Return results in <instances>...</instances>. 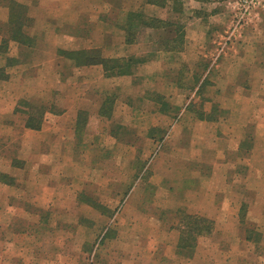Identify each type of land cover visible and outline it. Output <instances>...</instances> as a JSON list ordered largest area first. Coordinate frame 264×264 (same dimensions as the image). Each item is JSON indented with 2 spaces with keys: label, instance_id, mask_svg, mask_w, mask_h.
<instances>
[{
  "label": "crops",
  "instance_id": "0c3cea01",
  "mask_svg": "<svg viewBox=\"0 0 264 264\" xmlns=\"http://www.w3.org/2000/svg\"><path fill=\"white\" fill-rule=\"evenodd\" d=\"M100 1H107V7L112 9L116 0H0V69H5V74H0V176L6 175L9 181H0V192L19 191L22 184L28 185V181L20 179V173L25 178L34 174L50 175L56 170V162L72 158L71 155L76 153L79 114H89L87 126L95 118L104 120L100 111L110 98L113 104L109 108L114 114L118 95L112 88L127 87L137 93L146 89L147 81H156L152 86L156 94L139 95V99H143V105L155 106L157 116L164 112L175 114L178 109L176 98L185 94V90L196 87L195 82L201 79L207 82L199 92L204 105L194 125L210 130L225 129L219 135L224 136L226 148L218 154V164H208L212 174L207 171L205 177L193 178V192L198 193L199 198L196 208L189 210L188 215L213 221L216 234L239 236L238 230L234 232L236 229L231 226L237 228L239 220L246 222L242 219L244 194L256 193L264 199V31L256 27L255 31L249 30L254 32L252 36L246 32L243 41L234 44L220 57L219 64L212 67L209 61L212 38L225 30L230 17L224 3L216 0H120L124 7L119 12L122 16L114 14L117 20H108L102 28L101 39H98L99 17L93 15L98 6L93 2ZM162 1H166V5L157 4ZM180 4L183 8H176ZM19 6L24 12L19 13ZM14 9L18 10L13 13ZM136 10L165 20L185 16L184 49L181 52L159 50L157 40L163 31L156 29H142L135 43H127L126 17ZM16 28L23 36L13 30ZM148 34L152 37L148 38ZM13 45L17 51L9 55L8 50ZM92 49H102L108 58H133L138 63L130 74L112 77L101 64L79 66L66 55ZM9 58L15 63L7 67ZM215 75L225 86H219L213 93L209 88L214 86L209 80ZM28 85L34 89L38 86L41 103L34 101L35 95ZM159 96L165 99L159 101ZM216 101L220 106L212 105ZM164 102L168 105L166 111L162 108ZM206 103L212 106L207 108ZM31 105L44 109L39 129L27 125ZM126 106L136 107L131 99L127 100ZM214 106L228 114L230 120L214 118ZM187 110L196 116L190 107ZM242 114H248V117L245 116V120L235 117ZM154 127L160 126L155 124ZM251 130H254L252 134L249 133ZM201 135L202 140L207 136L206 133ZM4 143L22 150L20 155L17 154L19 148L14 151L16 153H11L5 169ZM218 171L220 188L211 190L207 185L213 183ZM178 244V241L174 242L172 251L179 258L186 257L179 254ZM13 253L9 249H0V264H6L4 260L11 261Z\"/></svg>",
  "mask_w": 264,
  "mask_h": 264
},
{
  "label": "rangeland",
  "instance_id": "374dc122",
  "mask_svg": "<svg viewBox=\"0 0 264 264\" xmlns=\"http://www.w3.org/2000/svg\"><path fill=\"white\" fill-rule=\"evenodd\" d=\"M216 1L224 3L230 17L225 30L212 38L209 51L212 67L219 64L220 57L234 44L243 41L246 32L252 36L254 32L249 30L255 31L256 27L264 31V0H258L256 8L238 31L234 30L236 15L243 1ZM121 3L116 0L114 8L110 9L107 1L93 2L98 6L97 12L93 13L99 17L98 39H101L107 21L117 20L114 14L122 12ZM157 4L166 5V1ZM176 8L182 9V4ZM120 14L118 16H122ZM127 19L128 15L126 22ZM169 20L184 24L186 36L185 16ZM156 30L163 31L158 40L174 38V27ZM92 50L113 59L105 57L102 49ZM16 51L13 45L8 53L15 54ZM38 52L37 49V55ZM218 78L215 75L209 80L214 87L208 88L213 93L219 86H225ZM155 83L154 80L147 81L146 89L137 93L127 87L112 88L118 95L114 114L107 108V115H100L104 120L95 118L80 134L77 133L76 153L71 155L72 158L56 162V170L50 175L34 174L25 178L20 173V179L28 181V185L22 184L19 191L0 192V249L14 252L11 261L4 260L3 263L264 264V199L256 193L246 192L243 196L242 219L246 222L239 220L237 228L231 226L236 229L234 232L238 230L239 236L216 234L214 225L212 234L199 238L192 257L179 258L172 251L174 242L180 239L182 214L196 208L199 198L198 193L193 192V178L205 177L207 171L212 174L208 164H218L217 156L226 148L225 138L219 133L226 130L194 125L204 105L199 92L207 82L199 79L195 82L196 87L185 90V94L176 98L178 109L175 114L164 112L157 116L155 106L143 105V99H139V95L154 96L156 91L152 86ZM27 88L35 95V102L43 101L37 95L38 86L34 89L28 85ZM130 99L136 107L126 106ZM164 99L159 96V101ZM212 105L220 106V103L216 101ZM212 105L206 103L207 108ZM162 108L167 110L166 102L162 103ZM213 109L214 118L230 120L220 107ZM110 116L113 117L111 120L105 119ZM245 116L248 114L235 117L245 120ZM155 124L160 127H154ZM252 132L254 130L249 131ZM203 133L207 136L202 140L199 137ZM18 148L4 143V169L9 165L11 153L17 150V154H21L22 150ZM219 179L218 171L207 188L219 189ZM198 180L203 181V178Z\"/></svg>",
  "mask_w": 264,
  "mask_h": 264
},
{
  "label": "trees",
  "instance_id": "16d2710c",
  "mask_svg": "<svg viewBox=\"0 0 264 264\" xmlns=\"http://www.w3.org/2000/svg\"><path fill=\"white\" fill-rule=\"evenodd\" d=\"M151 1V0H150ZM154 1V0H152ZM203 2H208L210 0H200ZM20 8L19 13L24 12L23 9ZM13 8V7H12ZM18 9H14L12 12L15 13ZM179 10V9H178ZM22 11V12H21ZM180 11V10H179ZM13 15V14H12ZM12 23L15 24V22ZM18 25V24H16ZM164 27H174V38H168L165 40H158V49L163 51H177L181 52L184 49V24L181 22H172L169 20H163L158 17H149L144 13H129L128 19L125 25L126 30V41L129 44L135 43L138 39V33L141 29H161ZM20 28V27H19ZM15 32L19 29H13ZM14 32V33H15ZM19 35L23 36L20 32ZM69 58L75 60L79 66H86V65H96L101 64L104 66L106 73L109 76H122L128 75L132 72L135 65H137V59H107L102 57V55L96 50H88V51H75V52H68L66 54ZM15 63L11 58L7 61V67L12 66ZM0 74H5V69H0ZM28 104V103H27ZM113 104V100L107 99L105 102L104 107L100 111V115L105 116L107 115L106 109L109 108ZM33 107V108H32ZM42 106L34 107L31 105V109L28 112L30 116L27 125L31 128L39 129L45 112ZM89 114L87 112H81L78 116V124H77V132H80L84 129L87 124ZM201 117H203L201 115ZM0 181L9 183L8 177L6 175L0 176ZM12 182V181H11ZM180 230L181 235L178 244V252L182 256L192 257L197 243L200 237L207 236L212 234L214 231V223L211 220L199 217L188 215L186 213L182 214L180 220Z\"/></svg>",
  "mask_w": 264,
  "mask_h": 264
},
{
  "label": "built area",
  "instance_id": "2783aa9c",
  "mask_svg": "<svg viewBox=\"0 0 264 264\" xmlns=\"http://www.w3.org/2000/svg\"><path fill=\"white\" fill-rule=\"evenodd\" d=\"M242 8L239 9L237 13V22L234 28L235 31H238L239 28L243 26V23L247 21V18L251 15L253 8H256V5L259 3L258 0H242ZM234 31V32H235Z\"/></svg>",
  "mask_w": 264,
  "mask_h": 264
}]
</instances>
